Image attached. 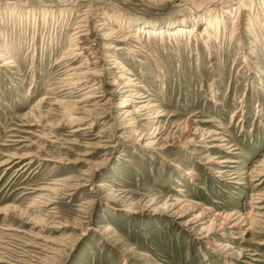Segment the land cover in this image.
<instances>
[{
  "label": "rangeland",
  "instance_id": "obj_1",
  "mask_svg": "<svg viewBox=\"0 0 264 264\" xmlns=\"http://www.w3.org/2000/svg\"><path fill=\"white\" fill-rule=\"evenodd\" d=\"M0 264H264V0H0Z\"/></svg>",
  "mask_w": 264,
  "mask_h": 264
},
{
  "label": "bare ground",
  "instance_id": "obj_2",
  "mask_svg": "<svg viewBox=\"0 0 264 264\" xmlns=\"http://www.w3.org/2000/svg\"><path fill=\"white\" fill-rule=\"evenodd\" d=\"M20 1H22V0H20ZM24 1V0H23ZM72 1H74V0H72ZM76 1V0H75ZM65 2H62L61 3V6L63 7ZM240 9H242V10H244V11H246V12H249V10H250V8H248L247 6H244V7H241ZM237 19H238V17H237ZM238 20H236V22H237ZM153 27V26H152ZM182 26H175V27H171V28H164V27H159V28H157V29H154L153 31H155V33H157L158 32V34H162L163 32H167V33H169L170 35L172 34V35H175L176 34V32H178V28H181ZM164 28V30H162ZM153 29V28H152ZM84 35H79V38H82ZM77 44H79V43H77ZM82 48V47H81ZM110 48V50L113 48V47H109ZM108 48V49H109ZM76 50V49H75ZM74 50V51H75ZM115 50H119V49H115ZM88 51V50H87ZM81 54V53H80ZM79 54V55H80ZM78 55V54H77ZM75 56V55H74ZM68 60V59H67ZM62 61H64V60H62ZM9 64V62H4V64L3 65H8ZM87 77V76H86ZM89 77V76H88ZM91 77V76H90ZM76 78V77H75ZM82 78V77H81ZM85 78V77H84ZM69 79H73V77H71V78H69ZM78 85H79V83H78ZM96 89V88H95ZM90 99V98H89ZM92 99V98H91ZM127 103V101L126 100H124V101H122L121 102V104H120V106L121 105H123V104H126ZM39 104V103H38ZM70 116V115H69ZM70 118V120H72V123H75L76 121H77V119H73L72 117H69ZM84 130V129H83ZM153 143L152 142H148V143H146L145 144V147H151V145H152ZM215 147H217V148H220V147H218L217 145L215 146ZM221 148H222V146H221ZM219 169V168H218ZM221 170V169H220ZM223 173H225V172H223ZM213 174H219V172H215V173H213ZM220 177V176H219ZM98 187H102V185L101 184H99L98 185ZM155 211V210H154ZM175 211V210H174ZM177 211V210H176ZM174 212V213H172V214H177V212ZM171 212V210L169 211L168 210V208L166 209V212H164L165 213V215L166 214H169ZM171 214V215H172ZM168 216V215H167Z\"/></svg>",
  "mask_w": 264,
  "mask_h": 264
}]
</instances>
